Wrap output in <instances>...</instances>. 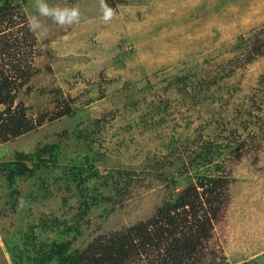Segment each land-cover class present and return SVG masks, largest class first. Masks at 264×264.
<instances>
[{
	"label": "rangeland",
	"instance_id": "1",
	"mask_svg": "<svg viewBox=\"0 0 264 264\" xmlns=\"http://www.w3.org/2000/svg\"><path fill=\"white\" fill-rule=\"evenodd\" d=\"M18 1L26 22L38 15L35 0ZM47 3L78 6L81 19L62 28L41 17L42 42L31 32L33 75L13 108L34 124L45 120L0 142V163L56 144L67 162L97 152L100 172H122L118 187L103 189L115 202L87 217L74 243L83 250L98 236L148 221L194 184L188 165L198 147L235 141L217 159L229 180L200 264H264V0H106L116 11L108 24L99 0ZM204 81L206 97L193 91ZM65 107L71 116L50 120ZM211 175L220 176L214 166ZM16 187L24 196L30 184ZM3 190L0 181V229L8 233L39 215L67 219L76 211V200L60 191L12 214ZM0 264H11L1 235ZM129 264H153L152 257Z\"/></svg>",
	"mask_w": 264,
	"mask_h": 264
},
{
	"label": "trees",
	"instance_id": "2",
	"mask_svg": "<svg viewBox=\"0 0 264 264\" xmlns=\"http://www.w3.org/2000/svg\"><path fill=\"white\" fill-rule=\"evenodd\" d=\"M19 6L18 0H0V142L30 132L45 120L44 115L40 116L34 124L24 109L13 108L17 91L33 75L26 62L34 37L25 17L15 11ZM253 50L260 49L254 46ZM203 86L207 88L205 81L198 82L193 91L202 94ZM71 115L69 107H65L50 120ZM76 140H81V136ZM225 143L224 148L215 142L198 147L188 165L192 171L190 178L196 182L177 197L167 198L153 218L109 236H98L83 250L75 249L74 243L82 236L90 212L115 202L113 197L104 195L103 189L118 187L124 177L122 172H100L96 163L103 158L97 152L90 155L84 150L85 154L67 162L56 144L37 146L27 153L17 152L0 163L4 188L1 199L12 214L20 211L21 198L31 206L60 191L75 199L77 207L67 219L39 215L37 220L25 222L9 233L1 228L3 250L11 264H129L143 256H151L153 264H200L229 180L227 175L222 177L217 159L225 156L227 147L236 142ZM240 148L242 144L236 150ZM211 166L220 176L211 175ZM21 181L30 184L24 196L16 187ZM4 216L6 211H0V218Z\"/></svg>",
	"mask_w": 264,
	"mask_h": 264
},
{
	"label": "clouds",
	"instance_id": "3",
	"mask_svg": "<svg viewBox=\"0 0 264 264\" xmlns=\"http://www.w3.org/2000/svg\"><path fill=\"white\" fill-rule=\"evenodd\" d=\"M101 17L100 19L105 23H110L116 16L114 8L106 3V0H99ZM35 10L38 15H31L27 19V27L30 32L34 34L38 42H42L47 38L48 30L41 21V17L50 19L54 24L64 28L71 27L78 24L81 19V13L78 6H50L47 0H35ZM26 202L21 198L18 201V210H23Z\"/></svg>",
	"mask_w": 264,
	"mask_h": 264
}]
</instances>
